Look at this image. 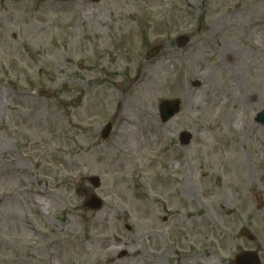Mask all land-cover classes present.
Segmentation results:
<instances>
[{"label":"rangeland","instance_id":"1","mask_svg":"<svg viewBox=\"0 0 264 264\" xmlns=\"http://www.w3.org/2000/svg\"><path fill=\"white\" fill-rule=\"evenodd\" d=\"M262 110L264 0L0 1V264H264Z\"/></svg>","mask_w":264,"mask_h":264},{"label":"water","instance_id":"2","mask_svg":"<svg viewBox=\"0 0 264 264\" xmlns=\"http://www.w3.org/2000/svg\"><path fill=\"white\" fill-rule=\"evenodd\" d=\"M158 52V48L155 47L150 51L151 55H156ZM180 110V100H164L160 105L161 111V119L164 122L169 121L172 117H174ZM256 120L260 124H264V110L257 114ZM112 124L108 123L106 127L103 129L102 137L107 138L111 132ZM182 144L187 145L192 140V135L188 132H182L180 137ZM90 181L95 185H100V180L98 177H91ZM103 204L102 199H100L97 195L92 194L87 201L85 202V206L88 209H99ZM244 234H247L245 231ZM234 264H261L260 258L258 254L254 251H245L242 254L238 255L234 261Z\"/></svg>","mask_w":264,"mask_h":264},{"label":"bare ground","instance_id":"3","mask_svg":"<svg viewBox=\"0 0 264 264\" xmlns=\"http://www.w3.org/2000/svg\"><path fill=\"white\" fill-rule=\"evenodd\" d=\"M139 77H140V74H139Z\"/></svg>","mask_w":264,"mask_h":264}]
</instances>
